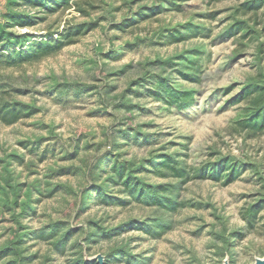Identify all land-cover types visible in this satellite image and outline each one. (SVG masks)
<instances>
[{
    "label": "rangeland",
    "instance_id": "obj_1",
    "mask_svg": "<svg viewBox=\"0 0 264 264\" xmlns=\"http://www.w3.org/2000/svg\"><path fill=\"white\" fill-rule=\"evenodd\" d=\"M248 1L86 0L78 6L84 15L73 6L53 13L18 8L42 18L13 29L35 42L78 24L94 27L32 59L0 62V76L20 84L12 89L0 80V90L24 108L11 123L8 112L0 115V186L8 189L0 188V251L10 243L17 248L0 264L264 258V128L250 136L238 123L247 102L235 101L245 85H264V4L247 9ZM186 25L192 31L185 34ZM188 35L194 36L181 40ZM169 59L163 71L158 63ZM178 69L200 81L182 80ZM158 74L194 91L192 105L179 110L157 99ZM163 154L188 167L223 158L240 175L228 184L188 181L172 193L182 203L173 212L107 185L114 158L150 168L148 160ZM137 176L152 185L178 184L152 171ZM251 205L261 209L249 229L241 213ZM152 220L169 229L158 237L146 233Z\"/></svg>",
    "mask_w": 264,
    "mask_h": 264
},
{
    "label": "trees",
    "instance_id": "obj_2",
    "mask_svg": "<svg viewBox=\"0 0 264 264\" xmlns=\"http://www.w3.org/2000/svg\"><path fill=\"white\" fill-rule=\"evenodd\" d=\"M86 0H5L4 12L0 14V62L10 63L9 61H25L32 59L41 53L49 52L59 48L62 43H69L71 38L81 33L82 29H92L94 26L90 23L78 24L68 30H63L58 34L57 38H48L45 42H35V36L28 33L19 34L13 31L16 28H24L28 25H34L36 22L41 21L42 18H38L35 15H30L25 11H19L21 6H34L42 13H53L58 7H78ZM264 4V0H250L243 5L247 9L255 8L259 9ZM76 11L84 15V11L79 7ZM125 25V24H124ZM124 26V28H127ZM184 32L189 33L192 30L189 26H184ZM199 29L198 27L194 28ZM51 36V35H50ZM194 36V35H193ZM183 36L181 40L186 39ZM170 59L165 62H160V68L164 71L167 68V64L170 65ZM191 71V70H189ZM181 79L186 82H198L200 81V75L195 73H187L186 70H177ZM0 80L12 89H20L17 79L3 78L0 76ZM193 80V81H192ZM154 94L157 99L162 100L167 106H174L179 110L187 109L194 101V91L181 90L176 88L167 78L162 77L161 74L157 75ZM7 91L0 90V115L4 116L8 112L11 118L7 123H11L19 116V113L24 110L22 104L15 103L10 104V100L6 97ZM246 101L247 106L243 108V118L239 120V125L250 132V136L256 134L264 128V85L248 84L245 85L241 92L235 97V101ZM114 162V163H113ZM108 171L109 178H107V185L111 187H119L122 193L135 199L136 201L143 202L149 206H156L160 210L166 212H173L179 208L182 203L178 202L172 193L179 190L181 185L186 184L193 179H212L214 181H220L224 179V184L231 183L236 180L240 172L238 168L231 164L226 159H219L215 162H208L200 166H181L179 160L171 154H163L160 158H151L148 160L150 168L144 166H136L134 161H124L113 159ZM147 163V161H146ZM152 168V169H151ZM152 171L163 177H171L178 180V184H158L152 185L146 182L143 178L137 176L140 172ZM192 171V173H191ZM2 191L7 192L6 186H0ZM18 192L16 187H13V200L11 201V209H16L18 205ZM9 197L7 195L8 201ZM119 201H122L119 200ZM261 206L251 205L244 212L241 213V219L244 221L247 228L251 229L260 212ZM153 224L150 228L145 229L146 233L154 231L155 237L161 236L167 229L168 225L159 221L152 220ZM127 224L121 225L116 230H124ZM128 226V225H127ZM56 231V227H53ZM143 229V228H139ZM5 251H0V257L6 252L12 253L13 250H17L14 244H9Z\"/></svg>",
    "mask_w": 264,
    "mask_h": 264
},
{
    "label": "bare ground",
    "instance_id": "obj_3",
    "mask_svg": "<svg viewBox=\"0 0 264 264\" xmlns=\"http://www.w3.org/2000/svg\"><path fill=\"white\" fill-rule=\"evenodd\" d=\"M264 262V258L262 260H258L256 264Z\"/></svg>",
    "mask_w": 264,
    "mask_h": 264
},
{
    "label": "water",
    "instance_id": "obj_4",
    "mask_svg": "<svg viewBox=\"0 0 264 264\" xmlns=\"http://www.w3.org/2000/svg\"><path fill=\"white\" fill-rule=\"evenodd\" d=\"M258 264H264V262L258 263Z\"/></svg>",
    "mask_w": 264,
    "mask_h": 264
}]
</instances>
